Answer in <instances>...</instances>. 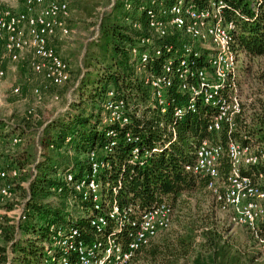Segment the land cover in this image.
Here are the masks:
<instances>
[{"label":"trees","instance_id":"16d2710c","mask_svg":"<svg viewBox=\"0 0 264 264\" xmlns=\"http://www.w3.org/2000/svg\"><path fill=\"white\" fill-rule=\"evenodd\" d=\"M112 1L106 0L109 8L94 23L96 38L91 39L92 34L83 46L82 66L76 67L74 75L70 73V80L63 86L45 83L51 89L66 88L61 98L52 93L53 102L64 101L62 109L45 122L35 111L26 114L22 124L0 121V149L16 147L12 146L15 137L20 144L26 139L25 150L17 152L14 162L0 170L17 171V176H8L6 183L20 198L16 204H24V220L2 217L0 221V264H56L50 262L59 252L51 247L49 226L61 228L65 236L75 231L77 239L85 243L107 234V230L90 225L89 218L99 211H93L89 201L76 197L61 180L65 173L79 177L88 167L91 152L108 163L98 174L107 200L139 213L153 210L164 200L170 205L169 229L140 249L130 264H264L257 247L258 238L264 237V222L255 232L236 229L207 190L208 179L185 171L194 163V151L204 141L226 149L232 140L264 151V99L258 97L249 114L241 109L231 134L225 128L210 133L207 127L214 111L202 103L189 110L188 96L179 93L174 78L166 96V111L161 113L145 74H159L180 46L190 40L187 36H168L146 47L138 38L151 36L146 12L169 9L174 0ZM188 1L198 9L208 2ZM222 1L223 19L235 27L233 50L238 59H247L241 73L245 78L256 61H264V0ZM135 23L140 25L139 30L132 28ZM161 47H170L171 51L163 50L155 57L151 48ZM132 48L147 53L148 62L141 64L134 59ZM195 51L200 57L193 61L194 66L206 67V52L199 46ZM259 83L264 84V75ZM109 91L130 109L123 128L104 121L102 104ZM257 94L264 96V91ZM177 108L183 111L179 117L174 115ZM109 130L116 134L114 138L107 136ZM126 134L137 138V145L145 148L142 159L132 160V145L125 141ZM229 169L224 152L218 167L220 180L226 178ZM241 175L264 191V163L242 168ZM68 198L73 199L71 204ZM116 238L122 244L129 241L127 234Z\"/></svg>","mask_w":264,"mask_h":264},{"label":"built area","instance_id":"2783aa9c","mask_svg":"<svg viewBox=\"0 0 264 264\" xmlns=\"http://www.w3.org/2000/svg\"><path fill=\"white\" fill-rule=\"evenodd\" d=\"M224 3L222 0H208L206 7L198 9L188 0H174L169 9L148 10L149 38L139 37L140 45L150 47L153 41L168 36H187L188 44L180 46L178 51L163 65L159 74L146 73L145 78L152 89V99L165 113L166 96L173 79L178 81V91L188 96L189 110H194L202 103L214 112L207 131L219 133L226 129L231 134L235 129V119L241 113L242 105L239 94L241 74L238 71V56L233 50L234 24L222 17ZM70 16L66 0H0V81L6 77L8 63H18L29 56V67L33 74L40 75L49 84L63 86L70 80L69 66L49 45L56 37L65 38L70 34L67 21ZM133 29L139 30L135 23ZM96 38L95 35L91 38ZM199 46L206 52L207 66L196 67L193 61L200 57ZM155 57L168 53L169 47L151 48ZM131 56L139 63L146 64L149 55L131 49ZM19 88L13 90L18 94ZM38 100L41 93L33 91ZM113 92H107L102 104L104 121L110 125L123 128L128 122V105L120 99L113 98ZM57 101L56 96L53 97ZM33 109L27 111L31 115ZM183 111L175 110V117ZM109 130L107 136L114 138ZM68 141V140H67ZM125 141L132 145V160L142 159L145 148L137 145L138 139L125 135ZM21 140L12 139V146ZM113 144H110L112 147ZM229 161L230 169L223 180L219 179L218 167L223 156ZM88 167L80 174L65 173L61 180L74 195L89 201L93 211L99 214L89 218L90 225L100 230H107L101 240L95 239L85 243L77 239L72 231L65 236L61 228L49 226L51 247L59 252L51 263L56 264H130L136 253L149 245L160 233L169 229L172 221L170 205L164 200L156 208L145 213L121 207L105 198L102 182L98 174L108 167L94 152L88 156ZM264 163V151L258 147H243L229 140L226 149L221 144L202 142L194 151V163L186 166L185 171L195 176L208 179L207 190L210 191L221 209L228 214L229 223L234 227H243L252 232L257 231L264 222V191L250 178L241 175L244 167ZM16 177L17 171L9 173L0 171V200L12 202V192L6 183L7 177ZM74 196V198H75ZM71 198L68 202L72 203ZM82 212V209H80ZM12 220H24V204L15 206L11 212ZM6 215L0 211V216ZM1 234V231H0ZM128 235L129 241L122 244L119 235ZM258 250L264 260V237L258 238Z\"/></svg>","mask_w":264,"mask_h":264},{"label":"rangeland","instance_id":"374dc122","mask_svg":"<svg viewBox=\"0 0 264 264\" xmlns=\"http://www.w3.org/2000/svg\"><path fill=\"white\" fill-rule=\"evenodd\" d=\"M69 4L70 16L67 21V26L70 34L65 37H56L51 40V47L55 49L58 56L68 64L70 73L74 75L76 67L83 56V46L90 39L92 34H95V25L98 15L102 11L107 10L106 0H66ZM112 1V0H111ZM113 2V1H112ZM120 0H116L119 3ZM106 6V7H105ZM30 57H23L18 63L7 64L6 77L0 81V121H11L18 125L24 123L27 111L33 109L40 121H48L55 115L56 110H61L64 101L53 102L52 93H56L60 98L64 96L66 88L51 89L46 86L40 75L32 73L29 67ZM247 59L239 56L238 71L243 74L246 67ZM249 76L241 78L239 85V94L242 105V112L251 113L249 110L252 103L261 97L259 91H264V84L259 83L261 76L264 75V61L258 60L251 66ZM18 87L19 93L13 94V90ZM46 87V88H45ZM38 89L41 91V97L38 100L34 97L33 91ZM26 139L16 147L3 146L0 149V170H3L10 162H14V155L25 150ZM12 192V191H11ZM20 198L16 193L12 192V202H2L0 200V211L6 215L0 216L9 217L12 220L14 215L11 213L18 206ZM13 205V210L9 207ZM238 227H236L237 229ZM1 243V241H0Z\"/></svg>","mask_w":264,"mask_h":264},{"label":"crops","instance_id":"0c3cea01","mask_svg":"<svg viewBox=\"0 0 264 264\" xmlns=\"http://www.w3.org/2000/svg\"><path fill=\"white\" fill-rule=\"evenodd\" d=\"M49 45L51 46V40H50V42H49ZM83 54V53H82ZM78 66H82V63H81V60H80V62H79V64H78ZM7 68V67H6ZM42 77V76H41ZM43 79V78H42ZM44 80V79H43ZM44 82L46 83V81L44 80ZM64 110H66V109H64ZM64 110H62V111H64ZM9 218V217H8Z\"/></svg>","mask_w":264,"mask_h":264}]
</instances>
